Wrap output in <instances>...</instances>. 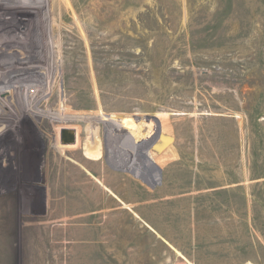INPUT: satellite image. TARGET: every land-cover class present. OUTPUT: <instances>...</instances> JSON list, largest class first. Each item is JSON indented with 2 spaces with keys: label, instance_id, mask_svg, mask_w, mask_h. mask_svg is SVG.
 Listing matches in <instances>:
<instances>
[{
  "label": "rangeland",
  "instance_id": "obj_1",
  "mask_svg": "<svg viewBox=\"0 0 264 264\" xmlns=\"http://www.w3.org/2000/svg\"><path fill=\"white\" fill-rule=\"evenodd\" d=\"M24 6L8 13L6 24L0 19L23 28L0 31V48L3 39L19 37L12 48L20 52L0 51V96L10 90L8 81L22 84L41 65L50 87L37 96L49 95L44 111L15 117L0 131V264H195L133 215H124L121 227L113 221L127 237L113 239L111 248L89 241L88 217L74 215L121 203L96 181L85 154L102 147L105 163L140 165L160 127L175 136L168 150L181 159L173 163L175 180L188 182L200 169L208 181L242 184L212 205L207 201L217 214L198 209L191 216L201 239L186 241L189 257L196 264H264V0H32ZM31 35L55 58L53 68L45 69L40 48L26 42ZM63 127L76 133L74 143L61 142ZM134 142L142 144L129 146ZM219 160L224 166L209 177ZM184 218L188 229L190 216Z\"/></svg>",
  "mask_w": 264,
  "mask_h": 264
},
{
  "label": "crops",
  "instance_id": "obj_2",
  "mask_svg": "<svg viewBox=\"0 0 264 264\" xmlns=\"http://www.w3.org/2000/svg\"><path fill=\"white\" fill-rule=\"evenodd\" d=\"M158 130L159 134L155 136L153 144L149 143L151 144L150 148L147 145L143 153L145 155L148 152L154 160L153 162L146 159V162L142 160L140 165L133 166L134 164L131 161L126 168H122V166H117L110 158H107V163L100 160L102 147L95 148L85 154L89 158L88 167L90 172L96 176V181L100 182L105 191L121 203L92 207L88 211H82L74 215L87 216L88 229L86 230H88V234L86 236L88 240L98 243L100 247L105 246L107 248L114 246L113 239L124 240L127 237V232H123V229H114L113 221L115 220L117 223L115 225L121 227L124 225V215H133L141 221L140 225L146 232L162 240L187 262H195L196 264L200 260L193 255V257H189L193 252H187L184 249L186 248V241H189V246H191V243L192 245H199L201 239V234L197 232L194 225L195 220L191 216H194L198 209H201L202 213L206 215L209 213L217 214V211L209 210L210 202L212 205V202L217 201L219 194L224 190L234 189L236 186L239 188L242 185L241 180L239 178H229L227 181H221L220 178L215 177L216 179L208 181L209 178L207 179L204 176L205 171L201 172L200 169L191 171L188 182L175 180L174 174L178 172L173 168V163L176 164L181 159L170 158L171 153L168 151L170 145L175 141V136L163 131L162 127ZM141 135L142 133H139L137 137L140 136L141 138ZM134 144L139 148L142 142L130 143L129 146L133 147ZM139 151L141 154L143 150ZM152 151L157 152V156L163 157V164L158 162V157L154 158ZM139 156L142 157V155ZM202 162V160H198V166ZM214 163V169L209 172V177L215 172L218 173L219 163L224 166L222 160L214 161ZM127 170L134 175H130ZM136 170L139 173H136ZM201 175L202 180L200 182L199 179L194 180L196 176ZM130 184L134 187L131 192ZM209 199L211 201L208 203ZM213 207L211 206V208ZM186 214L190 216L189 224L192 223L188 229L184 226ZM174 215L176 227H173L174 221H171L174 220L172 218ZM127 222L128 219L125 223ZM196 223H198V220Z\"/></svg>",
  "mask_w": 264,
  "mask_h": 264
},
{
  "label": "bare ground",
  "instance_id": "obj_3",
  "mask_svg": "<svg viewBox=\"0 0 264 264\" xmlns=\"http://www.w3.org/2000/svg\"><path fill=\"white\" fill-rule=\"evenodd\" d=\"M3 1H7L6 2L7 4H5V5L0 4V19L1 20L4 19L5 24H6V21H8V19H9L6 16L8 13L18 14L22 11V8L24 5L27 6L28 4H31V2H32V0H22L21 4L19 6H16V5L12 4L11 2H9V0H0V3H3ZM5 24L0 25V31H3V33H5L7 35H13L14 33L12 34V31H16V30L18 31V29H21V30L23 29L22 27H16V26H13L11 24L10 25H5ZM29 36H26V42L31 43L30 41L32 40L33 45H35V46L37 45L40 48L39 51H41V53H43L42 58L44 60L45 59L48 60V62L45 61V63H44L45 69L49 70L47 68V66L48 67L51 66V68H53V66H54L53 62L54 61L52 62L51 60H55V58L50 56V54L48 53V49L46 48V46L44 44L41 43V41L39 39H37V41H35L36 44H34V42H33L34 38H32V35H31V37H29ZM7 38L8 39H6V40H4L2 38L3 42L5 44L4 45L5 48H0V51H6V50H8V48L13 50L12 47L18 43L17 39L19 37H13V38L7 37ZM13 40H15V43L13 42ZM13 51H15L17 54L20 53L18 50H13ZM30 55H31L30 57H32L33 54H30ZM21 58H23V57H21ZM44 60H43V62H44ZM38 63H40V62L37 61V64ZM30 64H32V63H30ZM40 67L41 68H38V70L36 72L31 73L30 74L31 76H28V77L26 76L27 78H25L23 80L22 84L16 83L17 82L16 79L8 81L9 83L8 82L6 83V85H10L11 88H10V90L3 89L2 93L3 94L5 93V95L3 97L0 96V99H1L0 100V124H6L5 126L0 127L1 132L4 129L6 130L7 128L12 127L13 122L15 123V121H17L16 119H14L15 117H19V116H23V115H29V114L32 116L33 113L34 114L36 113L37 109H40L39 111H44L43 107L41 106L42 99L48 98L49 95L48 96L42 95L41 98H39V99H37V96L41 92H43L44 88L50 87V79H49V73H47L46 71H44L45 73L42 74V72L44 70L43 65H41ZM38 71L40 72V74H38ZM41 75H43V76L40 78ZM51 76H52V73H51ZM12 84H14V85H12ZM14 86H16V87H14ZM21 86H23L22 89L18 88ZM29 86H34V87L30 88ZM18 89H19V91H18ZM10 94L13 96L14 100H11L10 98H8V96L10 97ZM7 100L9 101V103ZM6 107L9 108V111L6 110ZM3 127H4V129H3Z\"/></svg>",
  "mask_w": 264,
  "mask_h": 264
},
{
  "label": "water",
  "instance_id": "obj_4",
  "mask_svg": "<svg viewBox=\"0 0 264 264\" xmlns=\"http://www.w3.org/2000/svg\"><path fill=\"white\" fill-rule=\"evenodd\" d=\"M155 118H157V117L155 116ZM158 134H159V130L157 131L156 136ZM60 137H61V142L63 144H71V143H74L76 141V133L73 132L72 130L68 129L67 127L61 128ZM144 156H145V159H150L151 162L154 161L149 154L144 155Z\"/></svg>",
  "mask_w": 264,
  "mask_h": 264
}]
</instances>
